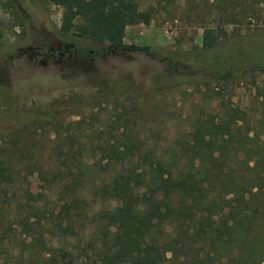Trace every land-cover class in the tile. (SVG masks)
Listing matches in <instances>:
<instances>
[{
  "label": "trees",
  "instance_id": "16d2710c",
  "mask_svg": "<svg viewBox=\"0 0 264 264\" xmlns=\"http://www.w3.org/2000/svg\"><path fill=\"white\" fill-rule=\"evenodd\" d=\"M44 1L60 9L61 37L98 41L101 51L125 48V27L146 24L151 15L150 7L127 10L124 0ZM213 1L229 19L254 16L264 5ZM217 32L205 26L199 46L171 53L158 86L264 72V45ZM260 103L264 116V97ZM220 112L216 123L196 121L178 143L181 163L140 153L120 131L119 141L89 149L95 158L84 167L87 175L72 163L79 149L59 165L36 166L42 188L57 190L41 205H26L19 224L26 264H256L251 259L264 243V139L247 135L237 108L223 105ZM10 175L0 159V188L12 184Z\"/></svg>",
  "mask_w": 264,
  "mask_h": 264
},
{
  "label": "rangeland",
  "instance_id": "374dc122",
  "mask_svg": "<svg viewBox=\"0 0 264 264\" xmlns=\"http://www.w3.org/2000/svg\"><path fill=\"white\" fill-rule=\"evenodd\" d=\"M212 3L124 0L129 11L150 7L149 22L125 27V48L101 51L104 44L98 41L61 37L60 9L50 2L0 0V159L13 181L0 188V264H26L19 231L26 205H41L57 190H44L33 171L59 165L63 155L69 161L71 149L80 150L72 163H80L82 176L95 158L89 149L113 143L120 131L140 153L181 163L178 143L196 121L216 123L223 105L242 113L248 136L264 139L263 71H238L207 85L159 87L155 79L171 53L200 45L205 26L240 37L242 45H264V5L254 16L229 19ZM57 45L71 47L68 58L56 61L55 52L52 59L18 55L27 48L46 54ZM260 229L264 239L263 223ZM258 245L261 250L251 260L264 264V243Z\"/></svg>",
  "mask_w": 264,
  "mask_h": 264
},
{
  "label": "flooded vegetation",
  "instance_id": "af4514ba",
  "mask_svg": "<svg viewBox=\"0 0 264 264\" xmlns=\"http://www.w3.org/2000/svg\"><path fill=\"white\" fill-rule=\"evenodd\" d=\"M70 51H71V47L70 46H60V45H57L56 47V50H53L52 48H49L47 53L46 54H41V51L38 50V48H27L25 50H21L19 52L18 55H21V54H24L25 52H27V58L30 59V58H35L37 56V58H42V59H52V54L55 52V60L56 61H59L63 56L68 58L69 57V54H70ZM40 63H42L43 61L39 60Z\"/></svg>",
  "mask_w": 264,
  "mask_h": 264
}]
</instances>
